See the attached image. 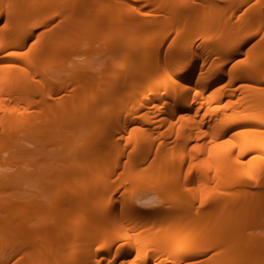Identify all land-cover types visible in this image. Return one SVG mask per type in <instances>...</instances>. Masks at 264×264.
Listing matches in <instances>:
<instances>
[{
	"label": "bare ground",
	"instance_id": "bare-ground-1",
	"mask_svg": "<svg viewBox=\"0 0 264 264\" xmlns=\"http://www.w3.org/2000/svg\"><path fill=\"white\" fill-rule=\"evenodd\" d=\"M81 51L86 61L67 64ZM90 109L95 119L87 118ZM65 122L119 123L118 134L92 144L105 149L110 169L119 166L110 154L118 139L132 146L118 181L129 193L102 204L94 196L118 183L89 195L81 191L95 183L80 191L59 184V201L49 205L47 185L38 195L16 191L38 172L0 170V264H244L253 251L264 258V243L244 233L264 216V0H0V160L19 155V123L22 136L40 146ZM181 155L194 168L182 169ZM39 169L47 175L44 163ZM192 171L214 181L198 190L200 210L184 203L185 186L175 180ZM242 173L257 188L234 180ZM148 181L172 194L170 209L180 218L139 209L160 205L134 192ZM223 188L230 193L217 192ZM73 202L83 205L84 220L58 223ZM117 206L123 218L105 221L103 213ZM53 233L82 242L81 249L61 258ZM9 245L16 248L6 251ZM210 246L217 249L207 252Z\"/></svg>",
	"mask_w": 264,
	"mask_h": 264
},
{
	"label": "rangeland",
	"instance_id": "rangeland-1",
	"mask_svg": "<svg viewBox=\"0 0 264 264\" xmlns=\"http://www.w3.org/2000/svg\"><path fill=\"white\" fill-rule=\"evenodd\" d=\"M248 2L249 1L245 2L241 6L242 7L247 6ZM145 8L148 9L150 12H154V9H152V7H150V6H147ZM235 10H237V9H234L232 11H235ZM122 50H120V52L119 51L116 52V57H115V54L113 55V58H115L114 60L117 63V65H120L121 63L123 64V61L121 62ZM125 52L127 54H129L128 53L129 50H127V48H125ZM162 54H163V51L160 50L159 56H161ZM95 55H96L95 58H97L98 55L97 54H95ZM85 57H86V54L84 53V51H81L80 53L72 55L70 57V59L67 61V64H71L72 61H75L77 64L80 65L82 62L86 61L87 58H85ZM103 58H105V57H103ZM80 61H82V62H80ZM118 61H120V62H118ZM105 107L106 106H103L101 109L99 108V111L102 110L101 113H103L102 114L103 116L106 115V112L104 114ZM79 111H80V114H78V115L81 118H83V112L81 111L80 108H79ZM79 111H77V113ZM90 112H91V109L89 110V112L87 110L86 113L89 114V116H87V118L90 117V119H95L94 115H95L96 111L92 110V112H94L93 113L94 115H92L91 114L92 112L91 113ZM49 118H51V117L49 116ZM16 123H18V122H16ZM97 124L96 123H93V124L87 123L86 124V123H70V122L66 123L65 122L64 124H61L59 127L58 123H56V124L54 123V126L57 127V125H58L59 130L56 128L55 132H56V130H58L59 134L57 133L58 135L54 134L53 136H51L52 134L50 135L49 132H47L46 136L48 138V141H47V139H43V141H41L39 143L37 142L38 144L41 143V145L38 146L36 143H34V142L32 143L30 139L24 138L25 135H23L24 137L22 136L20 131L23 130V132H24L25 129L20 128L21 123H19V127H17L15 129L16 130L15 131V139H17V141L16 140L15 141L18 142L17 143V145H18L17 152H19V155L17 156L15 154H13V156L1 158L0 170L12 172L11 170L15 171L16 169L24 168L27 170H32L35 173L38 172L36 178H34V175H32V177L30 179L25 178L26 180L29 181V183H23L22 182L21 185L16 188V191L20 192V191L25 190V188H26L30 194L38 195L39 193H41L44 186L47 185V188H48L47 202L49 203V205L56 203V201L57 202L59 201L58 199L57 200L55 199L56 189L59 186V184H62V185H64V184L68 185L69 184L70 188H72L76 191H80L81 186L83 184L88 185L91 183H95L94 187H91L85 191H81L82 194H88L89 195V194H93L92 192L96 188H97V190H98V188L100 190H102L101 188L103 187V184L107 181L118 183L117 185L114 184L113 191L111 190L112 192H109L106 195H102V194L99 195V193H101V192H99L98 194H96L94 196L96 199L95 200L96 203H98V202L102 203L103 202L102 204L106 203L109 198L114 197L117 192H121V193L126 195L129 193L128 186L123 185V184L119 183L118 181L122 176H124L126 174V168H125L126 163H124L125 159H126L125 154L133 148L131 145L127 144L125 139H123V138L118 139V145L115 146V148L111 149L110 154H111V157H113V156L118 157L119 166H117L116 168L114 167L113 169H110L108 167V163H107L105 155H104V154H107L105 149L102 148L101 145L97 146V145L92 144L93 143L92 139H95V138L96 139H99V138L105 139V136L108 133L118 134V128L117 129H114V128H116L119 123H111V124H106V123L102 124L101 123V125L99 123H97ZM21 127H23V126H21ZM129 127H131V124L129 125ZM167 127H168L167 125H162L159 128L160 134H164V132H166V130H167ZM60 130L63 131V133H61L62 135L59 132ZM52 131L54 133V130H52ZM52 131H51V133H52ZM30 135H31V133H30ZM21 137H23V138H21ZM27 137H29V134L27 135ZM83 141H87V142H89V144L84 145V146L81 145L82 147H71V144H73V143L82 144L81 142H83ZM42 142H43V144H42ZM42 145H44V146H42ZM87 146H89V147H87ZM179 155L180 154H177V156H179ZM181 156H182L181 159H183V163L181 165L182 169H186L188 166L189 167L191 166L192 168H194L195 163L193 161H190V159H188L187 157H184L183 155H181ZM44 157H45V160H43ZM149 158L153 159V154H152V158L151 157H149ZM149 158L145 161L143 166L146 164L147 165L150 164ZM21 161H23V162L21 163ZM43 163L45 164V167H46V173H47L46 176L42 175L43 169H39V166H41ZM152 163H153V161H152ZM85 168H89L90 171H88L86 174L83 175L80 172ZM261 173L263 174V172L260 171L259 176L262 175ZM195 174H196L195 171H192L191 173H189V175H185V174L180 175V177H177L175 180H178L179 184L181 182V186L183 184V186H185L187 188L186 189L184 187L183 191H182V188L179 189L182 193L184 192V194H185L184 203L189 202L190 205H192V204L194 205V206L192 205V208L194 210H195V208H196V210L197 209L200 210V209H203L204 204L201 203L200 196L198 195V190L201 189L202 187L209 186V184L211 186H214V181L211 178H208V179H199L198 177L196 178ZM41 175H42V178H41ZM75 176H77L78 179L77 178L74 179ZM250 176H251V174L248 175V173H242V174H238L237 178L235 177L234 180L239 179L241 181L242 179L243 180L246 179L245 183L247 184L249 189L252 190V189H255L256 184H252L254 182H252L253 180L251 181L252 178ZM261 177L262 176H260V178ZM247 180L251 181L250 182L251 185L249 184V182L247 183ZM184 183H185V185H184ZM236 185H240V184L236 183ZM243 185H244V183H243ZM256 188H257V186H256ZM223 189H225L227 192H225V191L223 192ZM223 189H219L217 192L219 193L221 191L220 194L221 193H225V194L230 193V191L228 189H226V188H223ZM134 192H138L139 196L142 198H144V195L146 197H149L148 200L144 199V202L156 201L157 203L160 204L158 207H156L154 209H148V210L147 209L142 210L141 208H143V207L141 206V208H140V205H139V209L141 211H144L145 213H160L161 216H166L168 218H170V217L175 218V219L177 217L180 218L181 214L178 213L175 210V208H173V206H171L172 208L170 209V203H171L172 199H174L173 197L171 199L172 194L164 191L161 188H159V185L154 183V181H148V182L141 183ZM136 202H137V200H136ZM172 202L174 205L175 202L174 201H172ZM116 204H118V206H119L120 201H116ZM81 205H77L75 202H73L71 204V206L69 205V210L66 211V215L64 217L57 218L58 223L67 224L68 227H73L76 224L80 225V223L84 220V210H83V205L82 206ZM171 205H172V203H171ZM195 205H196V207H195ZM118 206L111 211H105L103 213L105 221L111 220V218H114L116 216H119L120 219L123 218V217H121L123 210H121ZM172 209H174L175 211ZM258 215H259V213H258ZM256 216L257 215H255V217ZM259 216H257L256 218H258ZM41 217H42L41 215H38L35 217V220H38ZM63 220L65 221V223L63 222ZM253 220H254V218H253ZM205 221H206V223H205ZM205 221L203 220V222L201 224L204 225V223H205V226L210 225L211 221H209V219H206ZM248 224H249V222H248ZM252 224H254V225H252ZM247 226L248 225H246V228H245V230L247 229L246 231L243 229L245 231L244 232L245 236H251L254 233L255 237H259L258 242L260 240L261 245H263L262 242L264 243V216L259 217L258 219H255L253 223L249 224L250 227L249 226L248 227L250 229L247 228ZM251 226H253V227L251 228ZM202 227H204V226L201 225V228ZM66 231H67L66 233L68 234V230H66ZM92 233H93V231H92ZM256 235H258V236H256ZM66 236L58 237L54 233L51 234V239H54L57 244L55 242H53L54 240L52 242H53V244L56 245V247L60 251V253H61L60 257L61 258L68 257L67 252H69V249H72L74 251H78L81 249L80 244H82V242H79L78 240L74 241L73 238H71L69 235H66ZM72 241H74V242H72ZM70 243L74 244V245L72 244L73 247L70 246ZM86 243H88V242L85 241L83 246L86 245ZM97 245L98 244H96L95 246H97ZM15 248H16L15 245H9L6 249V251H9L10 249H15ZM214 248H215V250L217 249L216 247L210 246V248H209L210 250L208 249L207 252H209L211 250L213 251ZM187 249L188 248L184 249L183 251L188 252L189 250H187ZM202 256H204V255H197L196 256L197 260L200 258H203ZM262 257L258 251H253L252 254L247 256V258H243L245 260L244 264H264V258H262ZM242 263H243V261H242Z\"/></svg>",
	"mask_w": 264,
	"mask_h": 264
},
{
	"label": "snow or ice",
	"instance_id": "snow-or-ice-1",
	"mask_svg": "<svg viewBox=\"0 0 264 264\" xmlns=\"http://www.w3.org/2000/svg\"><path fill=\"white\" fill-rule=\"evenodd\" d=\"M8 55H17V53H7Z\"/></svg>",
	"mask_w": 264,
	"mask_h": 264
}]
</instances>
